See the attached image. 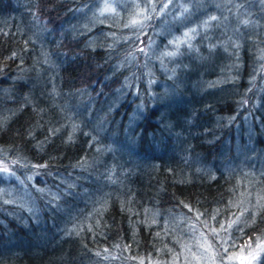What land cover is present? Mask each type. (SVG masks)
Instances as JSON below:
<instances>
[{
	"label": "clouds",
	"instance_id": "obj_1",
	"mask_svg": "<svg viewBox=\"0 0 264 264\" xmlns=\"http://www.w3.org/2000/svg\"><path fill=\"white\" fill-rule=\"evenodd\" d=\"M15 3L4 0L5 6ZM25 3L33 6L27 26L15 32L0 27V257L35 264L40 258L34 252L47 251L57 233L82 236L83 225L63 230L50 220L71 212L69 196L90 199L95 192L105 193L94 209L103 215L113 194L105 190L116 186L121 211L129 215L132 245L141 247L138 225H144L152 232L151 250L125 255L132 245L121 236L105 259L259 264L264 254V123L256 114L264 115V0ZM65 3L76 5L75 23L60 22V13L54 12ZM81 36L89 38L81 41ZM97 49L106 54L102 61L92 55ZM62 71L68 75L61 76ZM73 72L80 73L78 82ZM210 73L217 78L206 79ZM97 80L102 84L98 90ZM65 81L67 91L60 87ZM26 108L31 111L21 124L16 118ZM78 145L92 151L71 167L88 173L84 179L95 185L91 193L84 184L80 192L36 185L38 176H54L52 165ZM43 156L47 159L40 162ZM157 161L175 162L177 175L189 170L209 183L227 172L234 188L244 185L246 190L207 215V209L201 212L181 200L182 208L144 207L145 219L133 220L141 213L130 182L145 165L159 174ZM172 182L190 180L174 177ZM165 191L161 180L156 197ZM224 212L229 215L214 225ZM22 230L33 235L31 246L19 243Z\"/></svg>",
	"mask_w": 264,
	"mask_h": 264
},
{
	"label": "trees",
	"instance_id": "obj_2",
	"mask_svg": "<svg viewBox=\"0 0 264 264\" xmlns=\"http://www.w3.org/2000/svg\"><path fill=\"white\" fill-rule=\"evenodd\" d=\"M32 7L31 4H26L25 0H16L14 5L10 4L9 6H5L4 0H0V27L7 26L11 29V32H15L17 27L21 24L27 26L28 20L31 17V11H29V9ZM75 7L76 5L74 3H65L57 5L54 12L58 11L60 13V22L72 21L75 23ZM70 8L73 9V11H70ZM97 31H100V29H97ZM88 38V36H81L80 40L83 41ZM29 54L31 55V53ZM92 55H94L97 60L102 61L106 54L103 50L97 49ZM243 56L245 59V68L247 69L249 59L247 48H245ZM218 59L223 60L224 58L223 56H220ZM83 63L84 62L82 61L81 64ZM67 75V73L63 71L61 72V76ZM79 75L80 73L73 72L72 78L76 79L78 82ZM216 78V73H210L206 76V79ZM92 79H94V77H89V81ZM96 86L97 90L102 86L99 80L96 81ZM246 86V81L242 80L241 87L243 88ZM60 87L64 91H67L69 86L65 81L60 84ZM41 103L47 106L46 101H41ZM220 107L221 105H217L218 109ZM30 111V108H26L25 113H21L16 120L20 121L22 124L25 115L30 113ZM228 114H234V112H229ZM256 115L260 117V122L264 123V115L259 112H257ZM240 118L241 117H237L238 120ZM43 135L44 133L37 132L38 138L42 139ZM257 135L260 136L259 128H257ZM83 143L84 141L82 139L81 144ZM52 147V145H49L50 151L52 150ZM89 151H92V149L78 145L75 149H69L63 152V155L60 156V150H57L56 155L60 156V158L52 165L54 176H38L35 181L36 185L39 187H51L53 190L59 185L66 191L74 190L80 192L78 186L84 184L90 189L91 193L95 189V185L92 184L90 180L84 179L88 173L71 167V164L82 158L85 152ZM46 159L47 156H43L40 158V162H44ZM155 163L160 164L159 174L155 173L150 167L145 165L142 166L141 172L138 173L135 179L130 182V186L135 191L137 200L140 201V203L136 204V211L141 213L139 217L132 216L131 218L133 220L145 219L143 213L144 207L154 209L155 207L163 208L176 205L182 208V205H180L181 200L191 206L198 207L201 212H204L205 209H207V215L210 214L215 207L227 205L230 198L240 197L241 193L246 190L244 185H241L239 188H234L235 182L226 178L227 172H225V175L217 173V179L209 183L203 178H198L197 174L192 173L189 170L180 171L177 175L176 169L179 165L175 162L157 161ZM166 168H168V171H165ZM60 174H62V177ZM174 177L177 180H190V182L173 183L172 181ZM61 179H63V183H61ZM161 180L164 181L166 191L162 193L160 197H156V192ZM68 184L76 185V187L74 189H68ZM229 187H233L234 191H228ZM105 191L113 194L107 197L110 204L108 211L104 212L103 215H100L99 213L94 214V209L101 206L98 201L104 198V192H95V195H91L90 199L68 197V206H70L71 212L64 217L51 219L50 223L60 224L61 229L63 230H70L77 225H83L84 231L82 236H75L74 234L67 235L66 231L57 233L49 243L47 251L37 249L34 252V255L40 258L35 264H124V262L119 259H112L111 257L105 259V256L108 252L113 251V245L120 241L121 236L123 237L125 245H132V229L128 224L129 215L121 211L120 202L116 198L118 195L122 194L121 190L116 186H111ZM124 192L126 193L127 190L125 189ZM124 199H127L126 194L124 195ZM156 199L160 200L159 205H156ZM233 210L235 211V209ZM183 211L189 216L194 215V213L188 212L187 209H183ZM228 215L229 213L227 212L222 213L221 216L217 217L216 221H213V224H217V222L221 221L222 218L227 217ZM261 215H264V212H262ZM49 218L50 214L45 216V219ZM0 219H4V217H0ZM160 219L162 223L163 217H160ZM97 221L99 222L98 225ZM29 223H32L31 218H29ZM88 225H91V230H89ZM138 227L143 243L139 248L132 245L131 248L125 251V255L135 257L137 253L140 252L147 255L151 250L150 244H148L147 241L151 238L152 232L146 230L144 225H138ZM37 235L44 234L37 233ZM61 236H63V239H61ZM19 243L31 246L33 243V235L23 233L20 236ZM170 246L177 247L174 244H170ZM177 250H179L178 247ZM97 251L101 253L99 256L97 255ZM116 252L118 254L119 249H117ZM0 264H17V260L15 256H3L0 257ZM28 264H32V262L29 261ZM128 264H138V261L133 259L128 262ZM145 264H148V262L146 261ZM178 264H180V261Z\"/></svg>",
	"mask_w": 264,
	"mask_h": 264
},
{
	"label": "rangeland",
	"instance_id": "obj_3",
	"mask_svg": "<svg viewBox=\"0 0 264 264\" xmlns=\"http://www.w3.org/2000/svg\"><path fill=\"white\" fill-rule=\"evenodd\" d=\"M198 2H199V0H194L193 4L198 5ZM218 2L223 3V0H218ZM252 191L254 192L255 189H252ZM249 215H251V213H249ZM178 262L179 261H177V264H178ZM237 264H239V262H237ZM253 264H256V262H253ZM259 264H264V254L261 255Z\"/></svg>",
	"mask_w": 264,
	"mask_h": 264
}]
</instances>
